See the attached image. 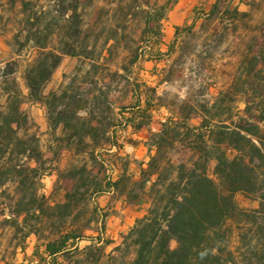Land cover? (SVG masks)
Here are the masks:
<instances>
[{"label":"rangeland","instance_id":"rangeland-1","mask_svg":"<svg viewBox=\"0 0 264 264\" xmlns=\"http://www.w3.org/2000/svg\"><path fill=\"white\" fill-rule=\"evenodd\" d=\"M75 1L80 2L87 59L61 56L43 95H65L55 104L56 113L78 115L83 121L79 137L72 139L70 129L53 133L45 108L24 101L21 113L28 122L21 133L40 140L47 175L38 191L52 210H46L48 226L43 233L31 236L22 249L17 248L21 234L0 229V264H103L97 253L101 242L112 243L110 250L119 247L147 215L149 206L128 196L153 156L151 134L168 120H180L204 102H213L232 86L241 59L256 54V42H261L257 31L264 22V0H67L69 9ZM27 2L31 5L24 8ZM63 2L0 0V115L8 93L17 88L27 95L23 74L34 53L24 39L26 18L32 12L42 14L38 18L46 53H59L65 44L56 33L63 27ZM74 21L69 28L75 27ZM69 44L79 49L82 43ZM94 99L100 104L95 118L101 126L90 122ZM146 105L149 127L138 131ZM113 114L116 128L109 131ZM184 155L176 145L169 156L178 165ZM3 192L8 219L20 208L23 196L11 185ZM238 202L248 205L241 197ZM28 223L35 226L33 216ZM50 224L79 238L56 262L45 254ZM232 240L235 246L236 237Z\"/></svg>","mask_w":264,"mask_h":264},{"label":"trees","instance_id":"trees-1","mask_svg":"<svg viewBox=\"0 0 264 264\" xmlns=\"http://www.w3.org/2000/svg\"><path fill=\"white\" fill-rule=\"evenodd\" d=\"M30 5L27 2L24 8ZM61 5L65 16L56 33L63 36L65 44L59 53H46L45 33L38 18L42 14L32 12L26 18L29 28L24 39L34 53L23 74L27 95L17 88L8 93L5 112L0 115V229L21 234L17 244L21 249L31 236L43 233L48 226L46 210H52L38 191L47 175V163L38 136L21 133L28 122L21 106L25 100L42 106L50 131L70 129L72 139L79 137L78 127L83 122L78 115L69 118L56 113L55 104L65 95H43L61 56H88L83 47L86 34L80 2L75 1L70 9L67 0ZM70 20H75V27L69 28ZM257 32L261 40L256 42L258 51L241 59L232 86L218 93L213 102H204L180 120H168L158 133L151 134L149 153L153 156L147 170H140V180L128 196L138 204H147V215L136 222L119 247L110 250L112 243L101 242L97 253L103 264H264V22ZM72 41L82 43L80 48H72ZM94 102L90 122L101 126L95 118L101 113L100 104L97 99ZM149 111L146 105L143 117L138 118V131L149 127ZM116 121L113 114L109 131L116 128ZM90 132L95 128L91 126ZM176 145L185 152L178 165L169 156ZM7 185L15 187L23 201L4 219L3 189ZM240 197L247 207L239 204ZM30 216L36 220L35 226L28 223ZM49 226L52 230L45 254L56 262L79 238L76 233L63 232V227L55 229L57 224Z\"/></svg>","mask_w":264,"mask_h":264}]
</instances>
